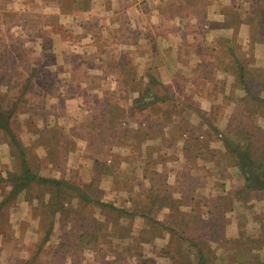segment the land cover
Wrapping results in <instances>:
<instances>
[{
    "label": "rangeland",
    "instance_id": "rangeland-1",
    "mask_svg": "<svg viewBox=\"0 0 264 264\" xmlns=\"http://www.w3.org/2000/svg\"><path fill=\"white\" fill-rule=\"evenodd\" d=\"M114 1L0 0V264H196L191 244L264 264V190L236 153L264 159V0H151L141 20ZM25 163L63 184H22Z\"/></svg>",
    "mask_w": 264,
    "mask_h": 264
},
{
    "label": "trees",
    "instance_id": "trees-1",
    "mask_svg": "<svg viewBox=\"0 0 264 264\" xmlns=\"http://www.w3.org/2000/svg\"><path fill=\"white\" fill-rule=\"evenodd\" d=\"M245 72L246 71L244 70V67H239V70L237 73L239 74V80H240L239 82L243 85L245 91L247 90V93H248V87L244 81ZM1 110H2V108H0V130L4 131V129H6V128H4V125L8 121V116H7V118H3L4 112ZM2 114H3V116H1ZM10 133H9L10 144L17 147L14 137H12L13 135L11 136ZM223 139L225 140V146L226 147L230 148V145H233L235 143V141L233 139H230L228 136L224 137ZM246 139H247V137H246ZM246 146L248 149H250L251 144L249 143V140H248V143H246ZM236 153L238 154L239 159H240V164L239 163L238 164L240 166L242 174L244 175V177H243L244 182H245L244 190H248V189H250L251 191L264 190V159L262 161L253 160L251 157H249L248 151H245V153L243 152V154H240L238 151ZM231 157H233V156H231ZM21 170H22L21 176L24 178L22 184L25 183V185H26V184H28L29 181H33V180H36V182H38L40 184H48V185L53 184L55 186H60L63 184L62 182L50 180L48 178H41V177L36 178V176L34 175V173L31 171V169L28 167V165L26 163L22 165ZM19 176L20 175H18L17 177L19 178ZM18 180H20V179H18ZM7 181L9 182V184H11V191H9V197L10 198L12 196L17 195L18 193H20L21 191H23L26 188V186L25 187L22 185L18 186L17 185L18 182H16L17 178L16 179L12 178L11 174H9ZM9 197L7 199H10ZM47 236H48V234H46V236L44 237V241L48 240ZM259 236H260V238L261 237L264 238L263 234H260ZM41 245H45V244H37L36 247L34 248L33 254L36 253L38 249H40ZM191 245L197 250V259L198 260H197L196 264H205L203 251L200 248H198V246L196 244H191ZM33 260H34V258H33ZM33 260L30 261V259H28L26 264L32 263Z\"/></svg>",
    "mask_w": 264,
    "mask_h": 264
},
{
    "label": "crops",
    "instance_id": "crops-1",
    "mask_svg": "<svg viewBox=\"0 0 264 264\" xmlns=\"http://www.w3.org/2000/svg\"><path fill=\"white\" fill-rule=\"evenodd\" d=\"M143 1L148 5V6L143 5V4H145V3H143L142 4L143 7H144V8H142L143 10H141L138 7L135 6L136 3H135L134 0H116V2L114 1V4H113L114 5V8L113 9L114 10H123V11H125V13H126V15H127L128 18H130V16H132L133 18L135 17L137 20H141L140 17L143 18L145 12H147L148 15H153L154 13H156L158 11H159V14H162L163 8H161L160 4H157L156 3V6L153 7L152 6V3H151V0H142L141 2H143ZM115 5H116L117 8L115 7ZM91 7H92V13H93L95 11L94 5L93 6L91 5ZM146 17L149 18L147 15H146ZM118 19H120V18H118ZM114 22L116 24L118 23L117 21H114ZM121 24L122 23L119 22V32H120V25ZM107 25H109V23ZM117 27H118V25H117ZM125 38L126 37H124L123 34L121 33L118 36L117 39L125 42ZM187 39L188 38H184V42H186ZM184 46H185V43H184ZM127 48L129 49L130 52L132 51L133 53L136 54V51L131 50L128 46H127ZM161 49H163V53H164L165 50L167 49V47L162 46ZM168 52H169V50L167 49L165 53H168ZM113 72L116 74L117 73V70H113ZM109 73H111V72H109ZM117 76H118L117 79L119 80V83L122 84L123 78L120 77L119 75H117ZM113 78H116V77L113 76ZM145 83L147 84L146 81H145ZM212 101H214V100H212ZM199 102H201V101H199ZM183 103H185V102H183ZM192 105H195V104H192ZM201 123H202V120H201V118H200L199 115H197V114H195L193 112H187V113H183L182 112V114H181V129L184 130V132H187L188 133L189 130H195L196 128H199L200 125H201ZM218 126H219V124H218ZM187 143L188 142L185 141V144H187ZM218 146H220V145L217 144V147ZM6 148H8V147L5 146V149ZM213 167H215L217 170L223 171L225 166L223 164V165L220 166V168H218L219 167V164L212 163L211 168H213ZM214 180H215V178H211V179H207L206 180L207 182H209L208 184L211 183L210 188H209V193H213V192H215V190H217V189H215V190L213 189L214 191H212V188H213V185H214V182H215ZM195 184H197L196 181H195L194 185ZM221 191L224 192L223 189ZM235 202H237V201H235ZM17 245L19 246L18 248H19V251H20V255L18 256V258L19 259H21V258L23 259L24 258V260H27L28 259V256L27 255H28L29 251L31 249L34 251V248H35V246L37 244H17ZM30 253H31V251H30ZM0 261H3V262L4 261H7V258H6V255H5V251L2 248V244H0Z\"/></svg>",
    "mask_w": 264,
    "mask_h": 264
}]
</instances>
